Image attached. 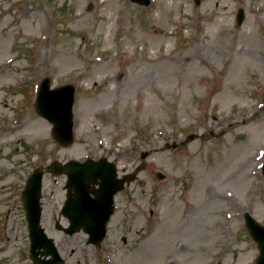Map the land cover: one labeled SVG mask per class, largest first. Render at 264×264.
I'll list each match as a JSON object with an SVG mask.
<instances>
[{"label":"rangeland","instance_id":"374dc122","mask_svg":"<svg viewBox=\"0 0 264 264\" xmlns=\"http://www.w3.org/2000/svg\"><path fill=\"white\" fill-rule=\"evenodd\" d=\"M44 77L77 88L71 146L36 111ZM100 156L141 167L83 264H256L245 213L264 224V0H0V264H31L21 192L33 169ZM45 181L48 233L66 257L81 240L95 258L85 234L50 223L61 184Z\"/></svg>","mask_w":264,"mask_h":264},{"label":"water","instance_id":"95a60500","mask_svg":"<svg viewBox=\"0 0 264 264\" xmlns=\"http://www.w3.org/2000/svg\"><path fill=\"white\" fill-rule=\"evenodd\" d=\"M142 3H149L150 0H138ZM245 17L244 9H240L237 14V22L242 24ZM73 88L70 89L66 97H62L60 90H49L48 84L43 86L38 99L39 111L52 120L55 124L56 136L63 142L71 140L73 133ZM70 168L74 169L71 173L67 167L63 170L68 171L70 178L76 185L79 195L74 201L81 204L85 210L82 214L75 215L72 219L74 227H85L92 234V240L98 241L105 233V224L112 212V194L121 188L120 184L115 180L113 167L102 162H88L87 164L72 163ZM43 171V170H42ZM41 171H36L28 181V188L24 193L25 204L28 210L29 219L31 221V233L35 243L50 246L46 240L41 239L40 231L37 223L40 215L39 196L41 187ZM101 178L104 185H109V192L99 190L98 200L96 202H88L89 184ZM115 183V184H114ZM118 188V189H117ZM77 204V206H79ZM73 212V208L71 207ZM248 228L253 237L259 242L261 248V256L258 264H264V226L247 213ZM175 264V263H172Z\"/></svg>","mask_w":264,"mask_h":264},{"label":"bare ground","instance_id":"6f19581e","mask_svg":"<svg viewBox=\"0 0 264 264\" xmlns=\"http://www.w3.org/2000/svg\"><path fill=\"white\" fill-rule=\"evenodd\" d=\"M160 18H161V15H158L157 19H160ZM157 35H158V37H157L158 39H162V37L165 38L166 34L164 33L162 27H159V30L157 32ZM138 40H140V39H138ZM169 57L170 56L167 53H162L158 58H149V60L154 61V60H158V59H161V58H169ZM130 59L131 58H126L125 60L128 61ZM29 134L34 135V134H36V131H32Z\"/></svg>","mask_w":264,"mask_h":264}]
</instances>
